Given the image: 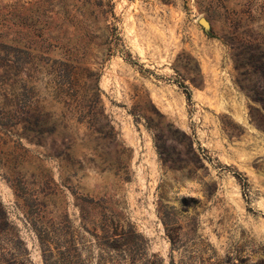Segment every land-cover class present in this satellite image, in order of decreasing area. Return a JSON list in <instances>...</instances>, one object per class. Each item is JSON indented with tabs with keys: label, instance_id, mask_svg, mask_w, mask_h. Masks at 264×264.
I'll return each mask as SVG.
<instances>
[{
	"label": "rangeland",
	"instance_id": "rangeland-1",
	"mask_svg": "<svg viewBox=\"0 0 264 264\" xmlns=\"http://www.w3.org/2000/svg\"><path fill=\"white\" fill-rule=\"evenodd\" d=\"M0 45V264H264V0H0Z\"/></svg>",
	"mask_w": 264,
	"mask_h": 264
},
{
	"label": "trees",
	"instance_id": "trees-1",
	"mask_svg": "<svg viewBox=\"0 0 264 264\" xmlns=\"http://www.w3.org/2000/svg\"><path fill=\"white\" fill-rule=\"evenodd\" d=\"M0 49H1V45H0ZM0 52H1V50H0ZM1 61H2V57H1V53H0V70L2 69Z\"/></svg>",
	"mask_w": 264,
	"mask_h": 264
},
{
	"label": "water",
	"instance_id": "water-1",
	"mask_svg": "<svg viewBox=\"0 0 264 264\" xmlns=\"http://www.w3.org/2000/svg\"><path fill=\"white\" fill-rule=\"evenodd\" d=\"M202 24H206V22L203 20V21H202Z\"/></svg>",
	"mask_w": 264,
	"mask_h": 264
}]
</instances>
